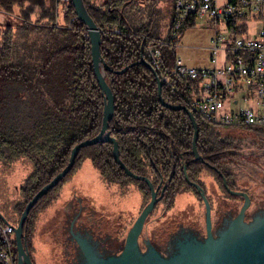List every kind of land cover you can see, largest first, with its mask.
<instances>
[{
    "label": "trees",
    "instance_id": "trees-1",
    "mask_svg": "<svg viewBox=\"0 0 264 264\" xmlns=\"http://www.w3.org/2000/svg\"><path fill=\"white\" fill-rule=\"evenodd\" d=\"M83 1L101 31L100 49L107 62L104 76L114 95L108 128L118 141L122 161L134 172L148 175L155 184L162 177L158 193L166 184L161 199L167 204L183 188L200 196L185 179L184 169L190 179L203 187V175L208 174L228 195L236 196L226 190L217 170L222 171L230 187L236 188L234 172L226 166L232 143L216 131L220 124L208 122L193 111L199 127L196 148L203 160L194 156L189 114L184 108H171L161 102L156 79L159 72L148 56V45L155 43L161 53V68L167 75V80L162 79L163 99L188 106L189 96L198 90L200 79L184 78L173 71L174 47L183 30L196 23L194 17H182L174 30L175 0H169L165 7L170 15L168 31L160 35L151 32L150 17L158 12L157 0ZM15 10L20 24L0 29V163L23 157L30 166L18 195L5 198L0 204V212L14 225L27 200L66 165L73 145L99 131L104 106V95L92 66L87 26L76 16L71 0H0V11L12 14ZM36 28L40 40L36 56L24 60L19 40ZM28 54L24 53L29 57ZM142 57L155 72L140 61ZM45 85L53 88L54 99L44 104L35 94H42ZM23 107L28 111L24 113ZM258 129L264 131V126ZM112 146L111 141L103 140L80 147L69 171L30 207L23 233L31 256L32 234L40 211L84 158H90L110 181H135L147 203V183L125 172L116 161ZM5 225L0 217V251L9 249L11 264H16L14 232L8 233V247L3 241ZM0 264L10 263L0 255Z\"/></svg>",
    "mask_w": 264,
    "mask_h": 264
},
{
    "label": "water",
    "instance_id": "water-1",
    "mask_svg": "<svg viewBox=\"0 0 264 264\" xmlns=\"http://www.w3.org/2000/svg\"><path fill=\"white\" fill-rule=\"evenodd\" d=\"M71 2L75 8L76 16L87 26L91 44L92 66L104 95L101 127L94 136L84 138L73 145L66 165L27 200L15 225L9 222L1 212L0 217L6 224L12 225L17 250L16 264H35L30 254L25 234L23 233V224L30 207L42 194L46 193L49 188L54 186L69 171L74 164L76 154L80 147L103 140L111 141L113 144L112 153L120 166L124 168L125 172L135 178L143 179L147 183L150 190V198L147 203L137 212L142 196L137 191L136 186L131 184L129 185L130 191L126 195L120 196L114 185H112L111 195H108L107 190L104 189L103 184L95 174L93 166L85 160L83 163L84 168H78L74 175L66 182L67 190L64 197L61 198L60 204H55V213L48 221L40 224L37 229L40 240L39 245L44 251L43 253L48 249V256L45 258V260H50L48 264H63L57 261L59 258L57 254L61 253L69 240L68 230L79 243L80 247L85 250L86 253H90L87 249V245H89L86 243L87 241H83V236L80 232L75 231L78 226H83L82 222L86 221L87 227H97L96 233H98L99 236L106 237L109 232L113 234L116 233L114 236L117 240H106L108 241V247L112 246V242H115L113 246L116 248L119 247L121 245L120 240L122 239L121 233L124 229L128 228L121 251L115 260L116 264H132L133 257L138 254V237L142 231L144 222L155 207L157 201L161 198L165 184L158 195V189L162 184V177L158 183L155 184L148 175L131 170L120 158L118 141L111 135L108 128L109 120L114 112V95L104 76L103 69L107 67V62L102 56L100 49L101 31L94 18L88 12L83 0H71ZM140 61L146 62V64L154 70V67L144 57H142ZM156 79L158 84V96L161 102L171 108H184L189 114L193 125L191 150L196 158L203 160L202 155L196 148L199 127L194 112L186 104L167 103L161 94L162 80L158 74H156ZM229 150V153L264 154V149L258 148L243 150L229 148ZM217 170L222 175L223 183L227 190H229L228 192L241 195L243 197V202L240 206L241 198L233 196L237 198L234 199L237 204L235 205L240 207L235 216L231 218L227 226L220 232L219 236L214 238L211 233V203L207 197L206 190L198 181L190 179L186 169H184L185 179L189 184L196 187L205 207L207 237L205 243L202 244L201 262H198V264H221L215 258V252L221 245H227V243L229 244L228 249L225 251L221 250L219 255L220 259L226 262L225 264H264V214L255 216L252 223H250L251 221L247 222L245 220V213L249 207H251L250 210H248L250 215L254 210H264V179L262 181L256 180V183H251L244 179L237 180L239 185L246 186L251 184L252 186L248 190L232 188L229 186L222 171L220 169ZM260 174L264 176L263 173L260 172ZM203 177L206 188L212 195L216 205L220 204L219 206H223L224 203L230 205L229 201H232V198L228 199V197L231 196L225 195L219 191L213 177L208 174L205 176L203 175ZM161 205L162 201L159 206ZM219 206L215 210L219 209ZM204 207L201 205V202L195 199L190 190L183 188L176 193L174 207H172L158 222L149 225L148 228H156L157 233L165 230L168 226L170 228L174 215L178 216L180 219L182 218V220L186 222L188 219L194 221L196 216L199 218L201 214H204ZM80 208L83 209L81 213L82 217L74 220L75 214ZM155 210L157 213L153 218L158 215L159 207L155 208ZM243 232L245 233L244 236L242 235ZM232 235H234L236 239H231ZM39 259L44 264H47L45 260Z\"/></svg>",
    "mask_w": 264,
    "mask_h": 264
},
{
    "label": "built area",
    "instance_id": "built-area-1",
    "mask_svg": "<svg viewBox=\"0 0 264 264\" xmlns=\"http://www.w3.org/2000/svg\"><path fill=\"white\" fill-rule=\"evenodd\" d=\"M174 30L182 17L192 15L202 25L218 26L210 66L197 67L174 56L173 71L184 78H199L198 90L188 99V107L214 124L237 127L264 126V0H175ZM172 33H175L173 31ZM148 56L167 80L161 68L160 49L153 43ZM237 95V96H235ZM254 98L253 104H238V99ZM10 247L13 228H2ZM2 259L12 263L9 249L0 251ZM8 256V259L6 258Z\"/></svg>",
    "mask_w": 264,
    "mask_h": 264
},
{
    "label": "rangeland",
    "instance_id": "rangeland-1",
    "mask_svg": "<svg viewBox=\"0 0 264 264\" xmlns=\"http://www.w3.org/2000/svg\"><path fill=\"white\" fill-rule=\"evenodd\" d=\"M169 0H157L156 7H157V14L153 17L151 16L150 19L153 21L151 22V32H155L160 35H164L168 31V24L170 20L169 13L165 10V7L168 5ZM223 2V0H220ZM61 5V2H60ZM203 19H198L196 23L192 27H187L183 30V32L179 35V41L174 47L175 56H181L184 63L189 65H194L197 67L203 66H210L211 63V55L213 53L214 42L211 39L212 35L214 34L215 30L218 26H212L210 23L209 25H202ZM21 19L15 10L14 13H6L0 12V26L1 28L8 24L19 25ZM36 30H31L28 34V37L21 36L19 40V52L22 54L21 57L24 60H29V58L36 56V51L38 45L40 44V40L37 35L35 34ZM37 39H35V38ZM24 39V40H23ZM30 49V51L28 50ZM25 52H29L27 57L24 55ZM161 66V65H160ZM162 67V66H161ZM159 72V70H158ZM160 77V73L158 74ZM161 79V78H160ZM162 80V79H161ZM49 89V90H48ZM42 90L44 92L41 94L37 92L35 95L41 99L42 102H47V100H53V88L50 85L42 86ZM48 90V91H47ZM254 98L251 97L250 99H243L240 98L238 100V104H248L253 103ZM31 106V105H30ZM34 110L37 111L38 108L34 105ZM27 107H23V112L25 113ZM216 131L226 140L232 143V146L229 148L234 150H243V149H264V131L258 129V127H237V126H224L219 125L216 127ZM229 161H227V168L234 172L235 177V185L238 189H245L248 190L252 186L250 185H239L237 180H246L251 183H256V180L262 181L264 176L260 174H264V154L263 153H229L227 156ZM87 160L93 166L94 172L103 184L105 190H107L108 195L112 193V185L116 187L117 193L120 196L126 195L130 191V184L136 186L137 191L142 196V200L137 212L140 211L142 206L145 204L143 199V193L140 188L136 185L135 181L128 183H121L118 181H110L103 177L101 171L96 167L90 158H84L81 163L73 170L72 174L68 177V179L62 184L59 190H57L55 197L45 206L43 210L40 211L39 216L36 221L35 229L33 230L32 236V245L33 249L31 248L32 256L34 257L36 254L37 260L41 262L39 258H44V256L40 255L39 251L42 253L44 252L40 247L39 237H38V228L40 224L48 221L52 215L55 213V204H60L61 198L64 197L65 192L67 190L66 182L69 180L71 176L77 171L78 168H84V161ZM30 164L23 159V157H18L12 160L11 162H5L4 164L0 163V204L5 201V198H14L18 195V188L25 177L26 172L29 169ZM260 172H258V171ZM256 179H255V178ZM216 182V181H215ZM217 184V182H216ZM218 186V184H217ZM206 188V187H205ZM226 188V187H225ZM220 192L225 195H228L224 189L218 186ZM187 190V189H186ZM227 190V188H226ZM191 191V190H190ZM229 191V190H227ZM192 192V191H191ZM193 196L198 202H201L200 199L192 192ZM206 194L208 199L213 201L212 195L208 192L206 188ZM175 197H173V201L169 206L166 208V203L162 200H158L156 203V207H159L158 215H156V210L154 209L153 212L150 214V220L148 221V225L155 224L158 222L164 215H166L172 207L175 205ZM236 197H239L236 195ZM209 200V201H210ZM162 201V205L159 206L160 202ZM214 202V201H213ZM3 207V205H0ZM166 211V212H165ZM165 212V213H164ZM153 218V219H151ZM39 250V251H38ZM37 251V253H35ZM8 259V256H6ZM45 260V258H44Z\"/></svg>",
    "mask_w": 264,
    "mask_h": 264
},
{
    "label": "flooded vegetation",
    "instance_id": "flooded-vegetation-1",
    "mask_svg": "<svg viewBox=\"0 0 264 264\" xmlns=\"http://www.w3.org/2000/svg\"><path fill=\"white\" fill-rule=\"evenodd\" d=\"M193 193L200 199L201 205L204 207L202 198L195 192ZM159 194L160 193H158V195ZM230 198H232V201H229L230 205L222 202L224 203L223 206H219L220 204L216 205L215 202L210 200L211 233L214 238H217L219 236L220 232L227 226L231 218L235 216L237 210L243 202L242 197L240 206L238 207L235 203L236 200L234 201V199L237 198L232 196L228 197V199ZM159 200L162 199L160 198ZM168 206L169 204L166 203L165 207L167 208ZM218 206L219 209L215 210ZM155 207L149 213L144 222V226L138 237V254L133 257L132 264H198V262H201V252L203 250L202 244L205 243L207 237L205 226V207L204 214H201L199 218H197L196 216L194 221L188 219L186 222L182 220V218L180 219L178 216L174 215L172 217L170 228L168 226L165 230L159 233H157L156 228H148L149 225L147 223L150 220V214L153 212ZM250 208L251 207H249L245 213V220L247 222L251 221L250 223H252L255 216H257L258 214H264V210H254V212H252L250 215L248 213V210H250ZM82 211L83 209L80 208L79 211L75 214L74 220H76V218L80 219L82 217ZM82 224L83 226H78L75 231L80 232V234L83 236V241H87L86 243L89 244L87 245V249L90 253H86L85 250L80 247L79 243L68 230L69 240L61 253L57 254V256L59 257L57 261L63 264H116L115 259L121 251L128 228H123L124 230L121 233L122 239L120 240L121 245L116 248L115 246H113L115 242H112L111 248L108 247V241L106 240H117L114 236L116 233L113 234L109 232V234H107L108 236L106 237L99 236V234L96 233L97 227H87L86 221L82 222ZM242 235L244 236L245 233L243 232ZM231 239L234 240L236 239V237L232 235ZM228 245V243L227 245H221L215 252V258L221 264H225L226 262L220 259V251L227 250ZM35 253H37V251ZM39 253L40 255L42 254L44 258H47L48 249L45 253H42L41 251H39ZM44 258H42V260H44ZM32 259L35 264H44L43 262H39L37 260L36 254L34 257L32 256ZM45 261L47 262V264L48 262H50L49 259H46Z\"/></svg>",
    "mask_w": 264,
    "mask_h": 264
},
{
    "label": "crops",
    "instance_id": "crops-1",
    "mask_svg": "<svg viewBox=\"0 0 264 264\" xmlns=\"http://www.w3.org/2000/svg\"><path fill=\"white\" fill-rule=\"evenodd\" d=\"M219 2H220V0H218ZM0 12H4V11H0ZM0 29H1V26H0ZM235 96H237V95H235ZM239 100V99H238ZM253 103H254V100H253ZM252 103V104H253ZM248 104H250L251 105V103H248ZM264 134V133H263Z\"/></svg>",
    "mask_w": 264,
    "mask_h": 264
}]
</instances>
